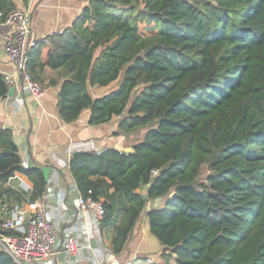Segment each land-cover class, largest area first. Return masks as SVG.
Listing matches in <instances>:
<instances>
[{
  "label": "trees",
  "instance_id": "obj_1",
  "mask_svg": "<svg viewBox=\"0 0 264 264\" xmlns=\"http://www.w3.org/2000/svg\"><path fill=\"white\" fill-rule=\"evenodd\" d=\"M15 8L0 0L4 16ZM45 67L62 122L88 110L89 125L116 118L115 136L145 129L131 152L79 150L68 163L77 191L103 205L112 254L144 215L161 264H264V0H87L28 49L31 79ZM16 174L27 196L5 185ZM46 184L0 127V200L32 204ZM0 264L16 263L0 248Z\"/></svg>",
  "mask_w": 264,
  "mask_h": 264
},
{
  "label": "crops",
  "instance_id": "obj_2",
  "mask_svg": "<svg viewBox=\"0 0 264 264\" xmlns=\"http://www.w3.org/2000/svg\"><path fill=\"white\" fill-rule=\"evenodd\" d=\"M86 4L87 0H27L26 3L15 0V9L29 14L31 36L34 39H41L69 27ZM0 74L10 77V81L7 82V95L0 97V127L12 131L23 167L40 168L46 178V186L54 187L63 198L65 209L55 206L52 211L53 220L61 230L70 229L76 236L78 249L69 256V261L67 256L62 255L55 259L54 264L96 263L103 252L109 250L110 227L94 226L90 222V217L79 211L74 204L77 189L68 172V163L75 151H93L82 145L86 141H92L99 151L106 147H114L123 152H131L134 143L126 141L125 137L113 135L117 125L116 118L107 123L89 125L87 123L89 112L85 110L75 121L62 122L56 106L59 86L47 85L48 79L52 76L51 69L45 67L38 70V77L44 90L38 99H34L25 91L14 64L4 51L1 37ZM117 83L118 79L107 86H94L92 89L98 92L97 95H102L112 90ZM5 185L26 196L32 187L28 178L22 174L14 175ZM38 199L32 204L23 203L17 206L3 196L0 200L2 218L0 223L8 217L7 211L15 208V223L26 225ZM161 201L162 199L157 204ZM146 226L149 232L147 219ZM84 229H88V234L83 232ZM136 229L135 226L131 236L137 232ZM130 238L123 251L115 255L120 264H146L148 259L151 264L164 263L161 258L155 261L147 254H136L137 250L130 244ZM136 257L142 259L137 262ZM169 264H175L174 260L171 259Z\"/></svg>",
  "mask_w": 264,
  "mask_h": 264
},
{
  "label": "built area",
  "instance_id": "obj_3",
  "mask_svg": "<svg viewBox=\"0 0 264 264\" xmlns=\"http://www.w3.org/2000/svg\"><path fill=\"white\" fill-rule=\"evenodd\" d=\"M0 37L4 51L14 64L25 91L34 99H38L43 94L44 87L38 81L31 79L27 72L28 49L36 40H39L31 36L29 14L23 10L14 9L4 16L0 11ZM4 79L6 82L10 81L7 75ZM82 145L94 152H99L92 141H86ZM156 174L157 170H153L152 175ZM73 200L79 211L90 217V222L94 226H100L104 215L101 202L85 198L78 191ZM55 206L65 209L64 200L54 187L46 186L44 194L38 199L26 225L15 223V208L7 211L8 217L0 223V248L16 264H54L57 257L64 255L69 261V256L76 252L78 248L73 231L61 230L53 220L52 211ZM12 231L13 234H8ZM83 232L88 234V229H84ZM87 247H89L88 244ZM94 264L120 263L114 254L105 250ZM146 264H151L150 259Z\"/></svg>",
  "mask_w": 264,
  "mask_h": 264
},
{
  "label": "rangeland",
  "instance_id": "obj_4",
  "mask_svg": "<svg viewBox=\"0 0 264 264\" xmlns=\"http://www.w3.org/2000/svg\"><path fill=\"white\" fill-rule=\"evenodd\" d=\"M141 35L147 36L150 34L155 33V30L153 31H139ZM122 74L120 75L121 78ZM117 87V84L114 86L113 89ZM93 95H97V91L92 89ZM116 120V119H115ZM145 129H141L134 134H132L130 137H126V141L130 140L131 143H135L139 140H141L144 136ZM2 218H0V221ZM137 232L134 233V235L130 238V244L134 246V248L137 250L138 255L141 254H147L150 257H152L155 261H158L161 257L159 256V252L161 249H159L158 242L156 239L148 232L147 226H146V218L142 216L140 220L138 221L136 225ZM1 232V228H0ZM142 258L136 257V261H140Z\"/></svg>",
  "mask_w": 264,
  "mask_h": 264
},
{
  "label": "water",
  "instance_id": "obj_5",
  "mask_svg": "<svg viewBox=\"0 0 264 264\" xmlns=\"http://www.w3.org/2000/svg\"><path fill=\"white\" fill-rule=\"evenodd\" d=\"M144 199H146L145 195H144ZM160 200H161V198H157V199L155 200V204H154V205H157V203H158ZM146 209H147V210L150 209L148 205H146Z\"/></svg>",
  "mask_w": 264,
  "mask_h": 264
}]
</instances>
